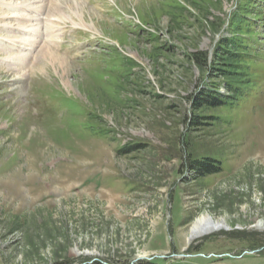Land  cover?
<instances>
[{"label": "rangeland", "instance_id": "1", "mask_svg": "<svg viewBox=\"0 0 264 264\" xmlns=\"http://www.w3.org/2000/svg\"><path fill=\"white\" fill-rule=\"evenodd\" d=\"M56 1L34 46L0 24V264H264V0ZM225 48L242 95L195 110Z\"/></svg>", "mask_w": 264, "mask_h": 264}, {"label": "bare ground", "instance_id": "2", "mask_svg": "<svg viewBox=\"0 0 264 264\" xmlns=\"http://www.w3.org/2000/svg\"><path fill=\"white\" fill-rule=\"evenodd\" d=\"M6 0H0V24H2V22L6 19V20H11V22H16V25L19 26L17 28H14V25H11L13 27H11V33L14 32L15 35H11L10 37L4 39L7 43H9V46H16V44H20V43H23L25 45H33L34 46V42H38L37 40H33L31 38V40H29V35H35V38L38 37L39 38H42L45 34L40 32L42 30V28L39 30V24L41 23L42 25L44 24V21L41 22V19H36V18H39L42 14L41 12H39V8L40 7H43L45 5V7L47 5H49V1L50 0H47V1H44V0H36L35 2H30L29 0H22L21 1V4L22 6H17L16 7V10L17 11H22V10H28L30 9V5L34 8H36L37 11L33 12L32 14H30L29 12H26L27 14L26 15H23L21 18L18 17V18H13V16H9L8 14V17L4 16L6 14V11H5V7L7 6L5 3ZM76 2V0H74ZM41 2H45V4H41ZM78 2V1H77ZM77 2L75 4H77ZM34 3H40L39 6H34ZM52 3H53V7H52V11H56L57 9V6L58 3L57 1L55 0H52ZM4 6V8H3ZM78 6V5H77ZM10 9V8H9ZM15 9V8H14ZM32 10V9H31ZM58 11V10H57ZM24 12V11H23ZM12 13V12H11ZM36 14V15H35ZM34 15V16H33ZM34 18V19H33ZM40 21V23H35V21ZM46 27H47V30H49V33L51 32V29H52V24H50V20L49 21H45V24ZM43 25V26H44ZM2 27V26H1ZM0 27V28H1ZM5 28H8L7 25H4ZM37 27V28H36ZM1 30V29H0ZM45 30V29H44ZM21 35H18L20 34ZM50 37H52V35H48ZM49 37V38H50ZM38 38V39H39ZM28 39V40H27ZM12 44V45H11ZM24 46V45H23ZM11 48V47H10ZM18 48V47H17ZM20 48V47H19ZM18 48V49H19ZM6 51V50H4ZM10 51V50H9ZM45 51V54L44 56H48L50 57L51 59H53V56L54 54L51 53L50 51L48 50H44ZM43 51V52H44ZM0 52H3L2 49H0ZM11 52V51H10ZM4 54V53H3ZM16 55L14 53L10 54L9 55V59L12 61L14 60H23L25 58V54H20V56L18 55L17 56V59H14ZM56 56V54H55ZM61 57V56H60ZM55 58V57H54ZM58 59V58H57ZM56 61V59H54ZM61 60V59H60ZM52 61V60H51ZM61 61H58V63H60ZM57 63V62H56ZM16 65V64H15ZM17 66V65H16ZM62 66V65H60ZM226 226L224 224H220V223H216L214 222L211 218L209 217H203V218H199L195 223L194 225L192 226L191 228V231H190V235H189V241H193V240H196V239H199V238H202V237H205L207 235H210L216 231H219L223 228H225ZM258 228L261 229V230H264V226L262 224H259L258 225Z\"/></svg>", "mask_w": 264, "mask_h": 264}, {"label": "trees", "instance_id": "3", "mask_svg": "<svg viewBox=\"0 0 264 264\" xmlns=\"http://www.w3.org/2000/svg\"><path fill=\"white\" fill-rule=\"evenodd\" d=\"M224 50L227 52L225 53L226 60L230 63H226L227 61L223 62L224 66L218 69L219 70L218 74H220L221 77L225 78V80H230V79L233 80L231 83L228 82V85H227L228 91L231 93V95L225 96V95L220 94L217 90H214V91L207 90L206 92H204L203 94H201L198 98L194 100L195 110H201L203 108H210V107H215V108L222 107V106L230 104L231 101L238 99L242 95V93L238 91V88H237V86L245 87L244 84L238 83L237 81L238 80L237 78L238 76H240L239 74L241 73H239L238 71H233L234 73H232V69H236L235 62L239 61L238 52L237 51L231 52L226 48ZM193 57H194L195 62L199 64L200 67L207 65L206 64L207 54L197 53V54H194ZM239 62H241V60ZM232 86H235V88ZM232 96L235 98H232ZM125 152H129L128 149H126ZM193 169L200 176L201 175L203 176L214 175V174L222 172V162L219 160H214V159H205V160L197 161V163L193 165ZM149 264H155V263L150 262Z\"/></svg>", "mask_w": 264, "mask_h": 264}]
</instances>
